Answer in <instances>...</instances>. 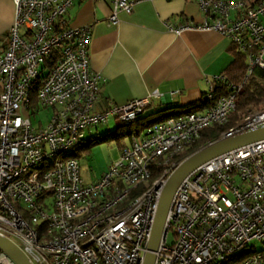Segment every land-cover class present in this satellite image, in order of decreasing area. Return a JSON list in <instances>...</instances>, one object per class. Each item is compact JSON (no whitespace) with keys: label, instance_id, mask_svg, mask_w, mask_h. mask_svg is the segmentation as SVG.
I'll return each instance as SVG.
<instances>
[{"label":"built area","instance_id":"2783aa9c","mask_svg":"<svg viewBox=\"0 0 264 264\" xmlns=\"http://www.w3.org/2000/svg\"><path fill=\"white\" fill-rule=\"evenodd\" d=\"M74 1L14 0V23L0 52V236L31 264H143L162 188L184 160L176 159L202 129L228 123L235 94L218 96L210 87L204 111L150 125L120 149L99 180L86 183L77 156L85 131L111 119L131 126L161 96L153 91L99 107L104 80L89 69L91 28L67 20ZM141 1L151 0H110L108 22L130 15ZM193 1L206 16L195 28L228 38L245 54L247 75L264 68V0ZM187 28L168 26L176 33ZM214 81L227 82L224 76ZM45 110L48 122L33 125ZM261 125L264 111L217 141ZM160 162L165 170L150 185ZM165 230L154 264H264V141L211 160L185 179ZM0 264L15 263L0 251Z\"/></svg>","mask_w":264,"mask_h":264},{"label":"crops","instance_id":"0c3cea01","mask_svg":"<svg viewBox=\"0 0 264 264\" xmlns=\"http://www.w3.org/2000/svg\"><path fill=\"white\" fill-rule=\"evenodd\" d=\"M111 12L110 0H75L67 13L70 26L91 28L89 69L104 80L101 108L125 105L157 91L161 97L151 102L143 117L170 109L178 113L201 101L215 87V77L222 76L233 62L228 38L195 28L204 24L206 16L193 0L141 1L130 15L119 13L115 24L108 22ZM14 19V0H0V52ZM169 25L189 28L176 33ZM145 129L132 128L138 136Z\"/></svg>","mask_w":264,"mask_h":264},{"label":"trees","instance_id":"16d2710c","mask_svg":"<svg viewBox=\"0 0 264 264\" xmlns=\"http://www.w3.org/2000/svg\"><path fill=\"white\" fill-rule=\"evenodd\" d=\"M233 2L231 0H226ZM232 56L233 62L231 65L224 71V76L226 81H219L215 83V93L220 96H227L230 93L235 94L234 103L235 109L229 115L228 123L223 126L213 125L208 128H204L200 131V136L195 145L192 147L190 151L185 153L184 155L177 158V161H181L191 154L195 153L199 149L207 146L209 143H213L219 140L224 132L233 126L237 125L239 121L244 119L245 117L254 115L256 113L264 111V68H254L252 72L247 75L248 72V62L246 56L243 52H240L235 45L232 48ZM231 83L232 85L238 87L235 91H230L227 83ZM209 100L206 95L202 98L198 103H193L185 108H182L178 113L171 114L169 116H177L182 114H189L198 111H202L208 107ZM147 109V108H146ZM145 109V110H146ZM144 110V112H145ZM171 110V109H170ZM169 111V110H168ZM165 111L158 112L156 114H152L146 117H139L131 126V131L127 133L129 138L138 136L137 132H133L132 128L136 127L139 129L147 128L151 124L162 121L168 116H164ZM155 116L157 118L151 121ZM151 118V119H150ZM113 120V119H112ZM126 127L123 125V128ZM122 127H119L117 130L109 133L106 138L109 139H117L119 137V131ZM127 128V127H126ZM142 131V130H141ZM98 140L91 139L86 142V140L81 144L79 148L78 158L83 153H88L89 149L95 144ZM99 142V141H98ZM165 167L162 165V162L159 164H155L152 169V175L150 180L151 183L161 177ZM145 189L141 188L132 193V196L139 195L140 192Z\"/></svg>","mask_w":264,"mask_h":264},{"label":"water","instance_id":"95a60500","mask_svg":"<svg viewBox=\"0 0 264 264\" xmlns=\"http://www.w3.org/2000/svg\"><path fill=\"white\" fill-rule=\"evenodd\" d=\"M262 141H264V125L259 126L253 131L208 144L185 158L179 164L162 188L143 264L155 263V253L158 251L159 245L166 234L165 225L173 198L182 182L209 161ZM0 251L11 258L15 264H31L18 247L2 236H0Z\"/></svg>","mask_w":264,"mask_h":264},{"label":"rangeland","instance_id":"374dc122","mask_svg":"<svg viewBox=\"0 0 264 264\" xmlns=\"http://www.w3.org/2000/svg\"><path fill=\"white\" fill-rule=\"evenodd\" d=\"M172 110L165 111L164 116H169ZM51 116V111H41L36 119L32 118L33 125H36L38 120H41L45 125ZM246 118V117H245ZM244 118V119H245ZM244 119L239 121L241 123ZM122 127L119 131V137L117 139H109L106 136L109 133ZM138 130L136 127H134ZM131 131L130 127H124L117 120H111L108 125L99 126L92 131H85L84 136L86 142L91 139H97L98 141L92 145L88 153H83L79 157L80 176L86 183H92L99 180L108 170L109 165L118 158L119 148L123 144H128L130 141L128 132ZM173 242L172 233L169 234L168 243ZM254 244V243H253ZM252 244V246H253ZM261 245H258L259 249Z\"/></svg>","mask_w":264,"mask_h":264}]
</instances>
